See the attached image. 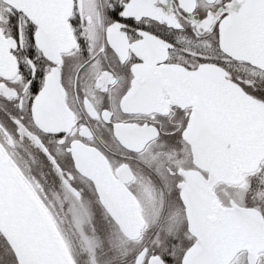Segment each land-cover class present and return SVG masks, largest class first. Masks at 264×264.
<instances>
[{
  "label": "snow or ice",
  "instance_id": "obj_1",
  "mask_svg": "<svg viewBox=\"0 0 264 264\" xmlns=\"http://www.w3.org/2000/svg\"><path fill=\"white\" fill-rule=\"evenodd\" d=\"M0 264H264V0H0Z\"/></svg>",
  "mask_w": 264,
  "mask_h": 264
}]
</instances>
